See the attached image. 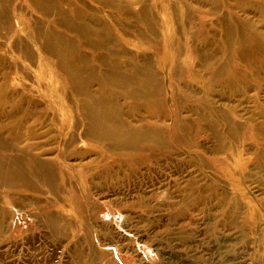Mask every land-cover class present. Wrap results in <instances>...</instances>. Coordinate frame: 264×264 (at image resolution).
I'll return each instance as SVG.
<instances>
[{"label": "rangeland", "instance_id": "rangeland-1", "mask_svg": "<svg viewBox=\"0 0 264 264\" xmlns=\"http://www.w3.org/2000/svg\"><path fill=\"white\" fill-rule=\"evenodd\" d=\"M0 264H264V0H0Z\"/></svg>", "mask_w": 264, "mask_h": 264}]
</instances>
